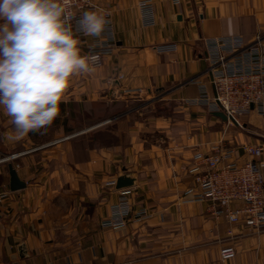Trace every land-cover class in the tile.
Listing matches in <instances>:
<instances>
[{
	"label": "crops",
	"instance_id": "0c3cea01",
	"mask_svg": "<svg viewBox=\"0 0 264 264\" xmlns=\"http://www.w3.org/2000/svg\"><path fill=\"white\" fill-rule=\"evenodd\" d=\"M141 1L93 0L111 12L116 47L73 78L46 131L8 140L13 126L0 110V262L264 264V230L231 224L212 213L211 201L186 194L197 151L223 141L245 162L243 144L261 140L228 132L226 121L188 100L203 85L214 93L205 40L240 36L250 44L264 35V0H151L152 24ZM166 44L175 48L158 50ZM159 102L168 115L146 110ZM9 163L24 188L10 189ZM118 178L132 184L118 188ZM124 196L133 214L144 208L150 216L105 227ZM227 245L237 253L224 260Z\"/></svg>",
	"mask_w": 264,
	"mask_h": 264
},
{
	"label": "built area",
	"instance_id": "2783aa9c",
	"mask_svg": "<svg viewBox=\"0 0 264 264\" xmlns=\"http://www.w3.org/2000/svg\"><path fill=\"white\" fill-rule=\"evenodd\" d=\"M72 4L77 18L83 11L99 10L93 0H72ZM140 8L144 22L154 23L152 1H141ZM103 12L107 14L109 24L101 38L79 35L81 44L86 50L85 54L97 57L94 67L103 65L105 55L114 50L117 42L111 12L107 10ZM205 41L214 93L210 95L207 87L203 85L200 96L188 100V103L202 105L213 113L223 111L228 117L226 122L238 126H242V117L256 112L263 121L262 139L256 143L243 144V149L250 156L245 162H238L235 159L236 149L227 147L223 141L214 145L209 152L197 151L193 156V166L189 169L193 174L194 185L186 191V194H189L192 200L211 201L212 213L216 216H224L231 224L242 223L249 230L262 231L264 230V35L257 34L250 44L240 36L213 37ZM174 48V44L158 46L159 51ZM5 159L7 158L1 160ZM2 197L1 195L0 202ZM116 210L117 217L106 220L103 223L105 227L116 228L126 224L128 218L143 220L150 216L144 208L133 214L125 196L116 206ZM229 232L233 233L232 230ZM236 253L233 245L224 246L220 250V256L224 260L234 258ZM0 264L18 263L1 261Z\"/></svg>",
	"mask_w": 264,
	"mask_h": 264
},
{
	"label": "clouds",
	"instance_id": "9594fccd",
	"mask_svg": "<svg viewBox=\"0 0 264 264\" xmlns=\"http://www.w3.org/2000/svg\"><path fill=\"white\" fill-rule=\"evenodd\" d=\"M106 15L90 10L77 18L72 0H0V110L13 126L8 140L46 131L60 115L73 78L93 72L97 60L82 54L79 35L101 38Z\"/></svg>",
	"mask_w": 264,
	"mask_h": 264
},
{
	"label": "rangeland",
	"instance_id": "374dc122",
	"mask_svg": "<svg viewBox=\"0 0 264 264\" xmlns=\"http://www.w3.org/2000/svg\"><path fill=\"white\" fill-rule=\"evenodd\" d=\"M146 110H149L150 113L152 112L151 114H163V115H168L171 112V110H169V107H167V105H164L161 102L149 106ZM241 122H242V126H238L237 124H228L226 122L227 123L226 129L228 130V132L232 131L234 133H240L242 134L241 136H244L245 138L246 135H249L253 142H256L257 139H262L263 121L261 117H254L248 115L242 117ZM113 124L115 123L113 122L108 123L104 127L106 126L112 127ZM242 141L246 142L245 139Z\"/></svg>",
	"mask_w": 264,
	"mask_h": 264
},
{
	"label": "water",
	"instance_id": "95a60500",
	"mask_svg": "<svg viewBox=\"0 0 264 264\" xmlns=\"http://www.w3.org/2000/svg\"><path fill=\"white\" fill-rule=\"evenodd\" d=\"M214 115H216L217 117H219L223 121L228 120L227 115L223 111L214 112ZM8 166H9V173H10V189L12 191H16V190L24 188L26 186V182L23 181L19 177V174H18L17 170L15 169V167L13 166V164L9 163ZM131 184H132V181L127 180L126 178H118V180H117V187L118 188L126 187V186H129Z\"/></svg>",
	"mask_w": 264,
	"mask_h": 264
}]
</instances>
